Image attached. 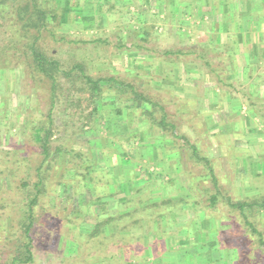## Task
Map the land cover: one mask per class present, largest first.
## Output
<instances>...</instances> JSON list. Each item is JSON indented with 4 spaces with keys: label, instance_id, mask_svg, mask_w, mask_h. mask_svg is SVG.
<instances>
[{
    "label": "rangeland",
    "instance_id": "374dc122",
    "mask_svg": "<svg viewBox=\"0 0 264 264\" xmlns=\"http://www.w3.org/2000/svg\"><path fill=\"white\" fill-rule=\"evenodd\" d=\"M55 7L59 33L56 39L44 36L45 52L64 69L82 64L94 78L133 84L164 107L178 137L142 121L141 114H128L123 104L113 103V91L104 94L108 105L102 108L100 123L83 129L74 127L81 119L70 121L62 113L64 105L58 104L56 144H67L92 161L72 154L49 172L46 193L35 209L33 264H175L185 259L177 253L192 252V247L209 264H264L259 238L227 204L264 198V101L258 99L253 107L246 103L251 81L264 97V0H252L251 5L240 0H58ZM240 19L245 22L239 24ZM8 25L0 20V171L13 167L16 187L27 166L16 170L13 160L15 155L29 158L28 164L35 159L32 127L50 109V84L15 49ZM240 33L250 47L237 58L231 51ZM250 50L259 56L254 59L258 65L242 74ZM218 89L246 103V111L237 100L232 103L245 112L241 117L226 118L223 114L233 116L231 107L230 114L211 110L217 101L211 93L218 94ZM192 145L217 177L215 207L209 199L217 189L193 158ZM6 179L0 173V185L8 186ZM6 188H0V196L14 203L0 209L2 261L9 252L6 236L20 229L21 211L14 206L23 198ZM108 195L118 206L111 213L130 217L101 225L93 237L92 226L108 218L101 202L93 201ZM252 216L264 238V210ZM128 220L136 221L133 229Z\"/></svg>",
    "mask_w": 264,
    "mask_h": 264
},
{
    "label": "trees",
    "instance_id": "16d2710c",
    "mask_svg": "<svg viewBox=\"0 0 264 264\" xmlns=\"http://www.w3.org/2000/svg\"><path fill=\"white\" fill-rule=\"evenodd\" d=\"M240 1H243V3L246 1L250 5L252 2V0ZM11 2L12 3L9 5L7 0H0V20L9 21L7 28L11 29V35L8 31L11 43L22 56H25L24 60L29 64L28 67L39 75L42 74L43 77L49 81L50 94L48 100L50 102V109L46 116L41 115L45 119L40 120V118L39 123H36V125L32 127V146L35 149V159H31L28 164L27 162L29 158L23 157L20 160L19 158H16L17 155H15L16 159L14 158L13 162L18 168H15L16 170H20L22 164L27 166V170L21 174L20 184L14 187L13 176L10 175V173L13 174L14 172L13 167L10 168L5 166L4 170L0 171L1 175L7 176L6 181L8 183V186H5L4 183L1 184L0 188L7 187L8 190H12L13 192L14 190H17L23 194L20 205L14 206L21 211V219H19L20 229H17L9 236H6L5 243L9 252L3 261L0 260V264H33L35 256L34 238L32 233L36 222L35 209L40 205V201L46 193L49 172L60 163L65 156L70 157L72 154H76L75 157L80 160L82 159L84 162L92 161L91 158H85L82 152L76 153V150L67 144L62 142L56 144L58 138H55V135L57 130L61 128V126L56 124L57 120L54 116V111L55 108L57 109L58 104L64 105L62 113L65 117L71 116L72 118L70 121L74 120L76 116L78 117L77 119H81L79 122L80 125H74V127H79L80 129L85 125H91L93 122L96 124L100 123V120H102V108L108 105L107 101L104 100V94L113 91V103L123 104V109H125L128 114L131 112L141 114L140 119H142V121H148L149 124L156 125L159 129H162V131H171L175 137L177 135L175 134L176 127L166 121L167 114L164 107L162 105L160 106L158 102L154 101L150 96L138 91L133 84L126 83L115 77L94 78L87 74L86 69L82 64H74L70 69H64L59 60L49 56L45 52L42 46L44 36L48 35L49 38L56 39L55 36L59 33L56 29L57 24H59L58 18L60 17V12L55 7L58 0H11ZM233 17H235V15ZM241 21L243 20L240 19L239 22ZM239 28L240 27L238 26V29ZM61 38L64 40L63 37ZM19 43L20 46H16ZM21 45L24 52H21ZM187 54H189V52ZM251 96L252 95H249L248 93L247 99L255 101L256 98ZM261 100H264V98ZM253 101L251 102V105L254 106L257 103ZM157 108L160 110V118H156L155 116ZM116 113L124 115V111L121 108H117ZM120 121L118 123H120ZM64 127L67 128L69 125L64 124ZM66 128H64L63 131H66ZM191 147L194 151L193 158L197 162L203 164L217 189V193L212 194L209 199L210 206L215 207L219 200L218 196L220 191L217 185V177L214 169L209 160L199 154L195 146L192 145ZM7 154H9L8 151ZM69 160L70 159H67L66 161ZM81 167L85 168L86 166L82 164ZM32 172H34V177H32ZM83 180L86 179L84 178ZM3 191L5 192V189ZM112 197L113 196L108 195L105 196V198H97V201L95 200L96 202L93 201L94 203L101 202V205H99L100 210L102 212L108 211V218L104 220V223L99 222L92 226V230L89 233L91 236H96L99 233V228H101V225L103 224L104 226H109L112 223H119L121 219H127L130 217L129 214L120 213L119 216H116V213H111L110 209L118 207L115 197H113V199ZM7 200L8 199L0 196V205H2L0 209H5L8 208V206L13 205V201L11 202V205H9ZM111 204L113 206H111ZM227 204L229 207L239 211L245 226L251 234L259 238L261 246L264 247L263 235L258 231L253 220H251V218L254 217L252 216V212L264 210V198L253 203L233 202L228 200ZM247 211L250 212L247 213ZM102 212L100 217L104 215ZM117 217H121L120 220ZM128 221V223L132 222L129 227L133 229L136 225V221ZM122 227H124V225ZM12 241L16 243L12 247L7 246L8 243H11ZM119 243H123V241L119 240ZM2 255H0V259L2 258Z\"/></svg>",
    "mask_w": 264,
    "mask_h": 264
},
{
    "label": "crops",
    "instance_id": "0c3cea01",
    "mask_svg": "<svg viewBox=\"0 0 264 264\" xmlns=\"http://www.w3.org/2000/svg\"><path fill=\"white\" fill-rule=\"evenodd\" d=\"M109 1V0H108ZM154 13V12H153ZM159 17H162V15L160 14L159 15ZM246 20H247V18H246ZM245 21L243 20V21H241V22H239V24L241 23V24H243ZM240 26V25H239ZM246 26H247V24H246ZM242 27H243V25H242ZM237 29H238V25H237ZM237 36V40L235 41V45H234V48L232 49V56H234L233 55V52H234V50H235V53H237L235 56H237V58H238V56L239 57H241V54L245 51V53L247 54L248 53V49H249V47L250 46H248V44H246V42L244 41V39H243V37H246L244 34H242V33H240V34H238V35H236ZM233 47V46H232ZM243 47H244V49H243ZM247 51V52H246ZM252 52H253V50H252ZM251 52V50L249 51V53H250V56L248 55V57H246V60H245V66L243 67V69H241L240 70V72L242 73V74H248V72H249V67L250 66H252V67H255V66H257L256 65V62H255V60L257 59V58H259V56H257V54H253ZM245 55V54H244ZM246 56V55H245ZM255 59V60H254ZM257 63H258V61H257ZM193 69H189V71L190 72H193L192 71ZM234 70V69H233ZM188 73V72H187ZM193 85H196V84H193ZM200 85V84H199ZM198 85V86H199ZM208 85V84H207ZM249 85H251V88H250V90H249V95H252L251 97H253V98H256L255 99V101H253V100H249V99H246V103H248V102H255V103H258V99L259 100H261V99H263L264 97H262V96H259V93L257 92V91H255V90H253L254 88H255V85H256V83H254L253 81H251V83L249 84ZM197 88H199V87H197ZM196 88V89H197ZM179 89H177V91H178ZM218 91V94H216L217 92L215 91V92H212L211 94H213L215 97H216V99L215 100H217L215 103H213L212 104V108H211V110L216 114V115H218L219 114V110H221V111H224V112H226L227 113V111L229 112V109H230V107H231V112L233 113V116H227V114H223L226 118H230V117H234V116H240V115H242L243 113H245V112H238V110L233 106V102H234V100H237V102H239L240 104H241V106H242V111H246L247 109H248V106H246V103H244V102H241V100H240V98L239 97H235V96H232L229 92H224V91H221V94H220V92H219V89L217 90ZM238 96V95H237ZM264 96V95H263ZM262 101H264V100H262ZM259 104V103H258ZM251 107H253V105H251ZM210 110V111H211ZM205 112V111H204ZM206 112H208V110H206ZM214 113L213 114H211V115H213L214 116ZM248 113H250V112H248ZM251 113H254L253 111H251ZM208 114H209V112H208ZM229 114H230V112H229ZM260 114V113H259ZM252 115V117H255V113L254 114H251ZM209 116V115H208ZM241 117V116H240ZM209 118V117H208ZM247 118H248V116H247ZM224 119V118H223ZM249 119V118H248ZM184 231V230H183ZM192 252H191V250L189 251V250H185V251H187L186 253H184V252H182V254L180 253V252H178L177 254H178V256H184L185 257V259H184V261L182 262V263H180V262H176L175 264H206V262H207V264H209V261L210 260H207V258H206V256L205 255H203V254H200V253H197L198 252V249L197 248H195V247H192ZM152 248H150L149 247V251H151L152 252ZM180 251V250H179ZM197 255H199V257L202 259V261H201V263H198V261H197ZM205 262V263H204Z\"/></svg>",
    "mask_w": 264,
    "mask_h": 264
}]
</instances>
